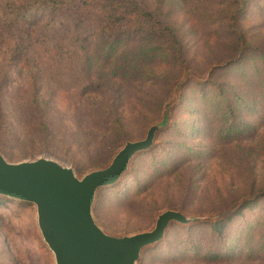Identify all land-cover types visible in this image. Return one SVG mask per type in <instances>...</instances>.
<instances>
[{
    "label": "rangeland",
    "instance_id": "rangeland-1",
    "mask_svg": "<svg viewBox=\"0 0 264 264\" xmlns=\"http://www.w3.org/2000/svg\"><path fill=\"white\" fill-rule=\"evenodd\" d=\"M12 1L28 3L33 0ZM85 1L89 7L79 9L73 7L74 0H68L55 14L45 12L44 8L37 9L35 14L48 17V20L43 17L44 20L35 29L40 32L38 35L43 45L31 52L29 69L22 73L12 63L8 64L9 47L4 42L10 25L0 18V85L4 89L1 101L6 109L11 108V98L23 92L26 80L37 79L42 85L47 81L51 87L56 79L62 86L74 88L76 93L79 87L87 85L90 90L92 84L99 81L111 86L109 94L117 92L113 101L120 106L118 111L122 118L117 139L114 141V135L109 138L106 131L94 132L83 126L66 147L57 144L43 146L41 143L22 147L11 141L9 148L5 149L8 156L5 151L0 152V156L9 163L52 160L72 169L75 176L82 179L92 171L106 168L127 142L143 140L150 127L161 125L155 134L154 152L142 156L136 154L134 164L129 165L119 185L125 188L119 192L110 188L99 193L95 197L92 215L99 228L113 237L151 231L157 217L166 211H178L193 219L186 226L177 224L170 227L165 240L152 249H144L137 263L172 264L173 258L185 251L190 235L207 230V226L200 228L198 223L222 218L239 204L254 200L257 192L264 191V124L261 123L262 105H259L264 101V91L260 88L261 93L247 88L244 94L247 103L238 106L241 120L256 127L257 133L246 134L230 144L218 143L215 138L216 152L213 157L204 154L199 159L191 157L171 175L163 178L152 175L153 169L163 159L180 157L174 152L183 149V145L193 148L194 139L183 141L180 132L184 130L183 123L188 117L193 118L195 123L198 118V103L202 94L195 82L203 83L206 90L210 87L207 82L212 78L218 83L227 80L244 85L242 76L231 74L229 77L223 73L238 67L234 64L239 48L237 35L244 36V45L250 47L251 56L264 48V13L258 7L252 9L251 13L234 21L233 29L228 21L237 8L235 0H139L156 19L173 29V36L161 34L154 39L142 40L122 36L118 38V43L122 44V48H118L119 53L117 50L114 56L108 57L106 50L99 49V37L95 34L99 25L93 5L97 0ZM69 5L71 8L67 12ZM75 25L77 28L70 30ZM152 40H156V46L149 43ZM230 64L234 66L227 69ZM217 67H223L225 71L213 74ZM54 68L59 72H55ZM246 69L247 66L239 68L240 72H247L244 71ZM113 72L121 75L120 78L115 76L117 79L111 80ZM13 89L15 92H12ZM46 92L50 95L48 90ZM77 98L75 95L71 101L68 96H58L57 115L70 118L67 108ZM180 98L182 101L184 98L183 104L175 108ZM49 99L53 96L50 95ZM193 103L195 105L188 112ZM253 104H256V110L249 108ZM82 111L83 108L79 112ZM7 115L22 135L20 127L23 128L25 123L12 111ZM30 118L24 119L27 122ZM75 119L83 124L82 119L73 117ZM172 122L175 123L173 127ZM37 123L35 118L32 122L34 128ZM79 123L69 126L70 132L79 128ZM16 125L13 131L20 138ZM32 148L35 152L23 157L32 152ZM9 155H13L14 160L19 157L21 160L14 161ZM142 185H145L144 190L136 194ZM256 203V208H246L242 216L232 220L229 232L235 233L258 218L264 211V199ZM190 253L187 255L190 256ZM0 264H55L53 254L39 232L33 205L19 204L18 201L0 203ZM176 264L199 262L187 259Z\"/></svg>",
    "mask_w": 264,
    "mask_h": 264
},
{
    "label": "trees",
    "instance_id": "trees-1",
    "mask_svg": "<svg viewBox=\"0 0 264 264\" xmlns=\"http://www.w3.org/2000/svg\"><path fill=\"white\" fill-rule=\"evenodd\" d=\"M67 2L68 0H33L28 3H17L12 0H0V18H4L7 21L6 23L10 25V30L7 29L8 32H6L7 40L4 42L9 47L8 64L12 63L15 69L21 73L29 69L30 60L32 61L31 52L35 48L43 45L39 36L40 32L38 33L35 29L46 18L42 14H35V12L38 8H44L45 12L49 11V13L55 14ZM235 2L237 8L229 17L228 21L233 29L234 21L239 16L242 17L247 13H251L252 9L258 7L264 13V1L235 0ZM73 5V7H78L79 9L89 7V4L85 0H74ZM93 7L96 16L95 20L99 25L97 33H95L99 37L97 43L99 44V49L108 52V57L114 56L118 48H122V44L118 43V38H122V36H127V38L138 37L141 40L142 38L154 39L161 34L164 36H173V29L168 27L163 21L156 19L155 15L145 9L139 0H97ZM70 8L71 6L67 8V12ZM32 9L33 11H31ZM46 19L48 20V17ZM77 25L70 27V30H75ZM237 38L239 42V48L237 50L238 57L234 64H238V67L226 72H224L225 69L223 67H217L213 70V74L215 72H218V74L219 72H224L223 74L229 77H231V74L234 77L242 76L244 85L239 81L234 83L233 81L227 80L223 83H218L216 79L212 78L207 82L210 87L206 90L203 83L195 82L198 88H200L199 93L202 94L198 103V118L195 123L193 118L188 117L183 123L184 130L180 132L183 141L194 139L195 143L193 144V148H187V145H183L185 146L183 149L174 152L180 157L169 156L163 159L152 171V175L156 178L171 175L191 157L199 159L202 158L199 156L203 154L208 157H213L216 152L215 138L218 143L230 144L245 137L246 134L252 135L258 132V129L252 127L248 121L241 120L238 106L247 103L244 97L245 91H248L247 88L257 92H260L258 90L260 88L264 91V48L257 50L255 56H251L250 47L244 45V36L240 35L238 37L237 35ZM149 43L152 46H156L157 42L156 40H152ZM154 49L156 48L152 50ZM107 60L111 61L112 59L107 58ZM233 66V64H230L226 68L229 69ZM245 66L248 67V69L244 70L247 72H240L239 68H244ZM54 71L59 72L56 68H54ZM113 75L111 79L113 81L121 76L117 73L115 74V72H113ZM55 80L51 87H49L47 81H44L42 85L37 79L26 80V87L23 92H18L17 97L11 98L13 106L9 109H6V105H3L1 101L4 89H1L2 85H0L1 153L9 148V142L11 141L19 143V146L22 147L33 145L34 143H41L43 146L57 144L66 147V145L70 144V140L76 137L80 128L83 126H86L94 132L98 130L106 131L109 138L114 135V141L117 139L121 130L119 124L122 122V118L118 111L120 106L116 105L115 101H113V99H116L114 94L117 92L112 94L108 92L111 86L97 81L92 84L90 90L87 89V85H83L78 88L80 90L76 93L74 88H66V86L61 85L60 81ZM46 90L50 92L53 99H49L50 95ZM12 92H15V90L13 89ZM60 95L68 96L71 101L75 95L78 96L77 101L74 104L69 103L67 108V114L70 118H62L57 115L59 113L57 99ZM183 101L180 98L175 108L181 107ZM52 105L53 107H51ZM194 105L195 103L188 107V112H191ZM259 105H262L260 108V112L263 114L261 123L264 124V101ZM87 106L89 107L87 108ZM81 108L84 111L79 112ZM249 108L256 110L257 107L256 104H253ZM9 111H12L16 118L25 123V126L22 125L23 128L20 127L22 135L18 133L19 127L8 118L7 112ZM79 113L82 117H80ZM29 116L31 118L26 122L24 118ZM34 117L38 121V126L35 128L32 125V122L35 121ZM73 117L78 118V120L82 119L83 124L79 123L80 121L78 122L76 119L73 120ZM78 123L81 126L73 130L72 132L74 133L70 132L69 126H77ZM14 125L17 126V135L21 139L15 136L13 131ZM174 125L175 123L172 122V127ZM31 150L33 151L23 155V157L35 152L34 148ZM154 150L155 146H152L150 149L138 153V155L151 154ZM5 152L8 156L9 153L7 151ZM9 156L10 159L14 160L15 157L13 155ZM135 158L130 164H134ZM19 160H21L20 157L14 161ZM126 173L123 174L122 178ZM122 178L113 186L100 190L97 195L99 193L102 194L104 190L110 188L116 189L117 192L123 190L125 187L119 186L122 184ZM144 188L145 185H142L137 189L136 194H139ZM259 192L255 195L254 200L239 204L228 215L215 219L214 221L198 223L200 228L207 226V230L204 233L190 235L189 240L187 239L188 243H186L185 251L174 257L172 264L182 263V261H186L187 259L198 261L199 264H253L259 261L264 262V211L254 221L240 227L237 232H229V226L234 218L242 216L243 210L246 208H256V202L264 199V191ZM13 201L0 196V203L5 204ZM178 225L183 226L184 224ZM232 235L233 237H231ZM166 236L167 234L162 241L149 248L152 249L160 245ZM184 243L185 241L182 242V244ZM189 251H191L190 256L187 255Z\"/></svg>",
    "mask_w": 264,
    "mask_h": 264
},
{
    "label": "water",
    "instance_id": "water-1",
    "mask_svg": "<svg viewBox=\"0 0 264 264\" xmlns=\"http://www.w3.org/2000/svg\"><path fill=\"white\" fill-rule=\"evenodd\" d=\"M160 128L152 126L145 139L127 142L106 168L82 179L52 160L9 163L0 156V196L35 207L39 232L55 264H137L141 252L162 241L173 224L193 219L166 211L151 231L113 237L95 223L92 209L97 193L122 178L136 154L153 146Z\"/></svg>",
    "mask_w": 264,
    "mask_h": 264
}]
</instances>
